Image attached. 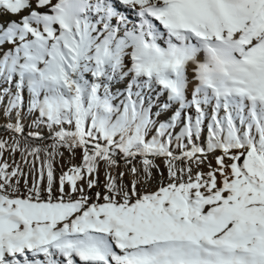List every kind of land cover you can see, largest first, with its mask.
Instances as JSON below:
<instances>
[{
	"label": "snow or ice",
	"instance_id": "1",
	"mask_svg": "<svg viewBox=\"0 0 264 264\" xmlns=\"http://www.w3.org/2000/svg\"><path fill=\"white\" fill-rule=\"evenodd\" d=\"M0 107V264H264V0H0Z\"/></svg>",
	"mask_w": 264,
	"mask_h": 264
},
{
	"label": "rangeland",
	"instance_id": "2",
	"mask_svg": "<svg viewBox=\"0 0 264 264\" xmlns=\"http://www.w3.org/2000/svg\"><path fill=\"white\" fill-rule=\"evenodd\" d=\"M169 117L170 116L165 114V112H164V113H161V116H160L159 119L161 121H164V120H167ZM7 118L9 119V117H7L5 115L2 107H0V123L5 122L7 120ZM15 119H16V115H15V113H13L12 116H11V120L14 122ZM22 120H25L24 127H25V130H27V131H41V132L47 131V129H45V128L37 129L34 125H32V122H31L32 118L30 116H28V115H24ZM180 127L181 126H177V128L174 130V134L178 133L180 131ZM206 132H207V129L205 128L204 135H206ZM0 136L3 137V139L8 140L9 143H11L12 140L10 138L13 137L14 135H12L8 131H4L3 130V131H0ZM30 143L37 144V143H34V142H30ZM200 143H201L202 146L204 145L203 137L201 138ZM177 152H179V149H177ZM219 155H221V153L219 151L209 154L208 158H207V162L204 165L201 166V170L204 171V172H207L209 170V162L211 163L212 167H216L217 166L216 157L219 156ZM21 158H22L21 157V153L19 151L15 152V153H11L9 151H5L4 152V160H7V162L10 165L15 166V164H17L18 161ZM28 160L31 161L32 157H28ZM80 163H81V155H80L79 151H77V153H76V155L74 157H72L67 151H65L63 157L57 158V161H56V174H57V176L62 174L64 171H67L69 169V167H71L72 165H78ZM157 163L160 165V169L165 171V175H166L167 173H166V170H165V167H164V161L163 160H157ZM225 163L226 164H230V163H232V161L229 160V159H226ZM21 167L25 170V172H28L29 168H30V164H26L23 161V165ZM125 170L126 169L124 168L123 163H121V166L118 169V171H125ZM196 170L197 169L194 168L193 172H195ZM29 179H31V177H29ZM158 179H159V175L157 174L156 180H158ZM103 180H104V175L102 173L100 175V181L103 182ZM156 180H153L151 182V184L148 186V190L155 189ZM21 184H23V181H21ZM95 191H97V190H95Z\"/></svg>",
	"mask_w": 264,
	"mask_h": 264
},
{
	"label": "bare ground",
	"instance_id": "3",
	"mask_svg": "<svg viewBox=\"0 0 264 264\" xmlns=\"http://www.w3.org/2000/svg\"><path fill=\"white\" fill-rule=\"evenodd\" d=\"M5 19H9V17H5ZM11 19H18V17H11ZM166 99H167V96L166 95H164V96H162V97H160V100H159V103H163V102H165L166 101ZM171 112H172V110H169L168 112H165V114H167V115H171ZM8 121V118H7V120L5 121V122H3V123H0V131H7V130H5V128L3 127V125L6 123ZM22 122H23V124L25 123V120H22ZM8 132H10V131H8ZM28 132H31V131H27V130H25V134H27ZM41 132V131H40ZM12 135H16V137L17 138H20L17 134H15V133H13V132H10ZM42 133H44L45 135H47V131H43ZM0 138H3V137H1L0 136ZM30 142H34V143H38L39 141H37V140H31ZM3 159H4V157H3ZM17 164H20L21 166L23 165V159L21 158L19 161H18V163ZM103 173V170H101V174ZM100 174V175H101ZM95 190H100V189H93L92 191L94 192Z\"/></svg>",
	"mask_w": 264,
	"mask_h": 264
}]
</instances>
